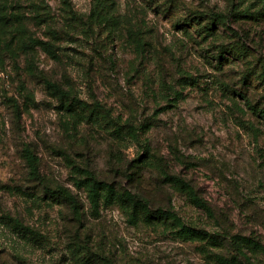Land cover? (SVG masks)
<instances>
[{
  "label": "rangeland",
  "instance_id": "obj_1",
  "mask_svg": "<svg viewBox=\"0 0 264 264\" xmlns=\"http://www.w3.org/2000/svg\"><path fill=\"white\" fill-rule=\"evenodd\" d=\"M262 112L264 0H0V264H102L87 247L108 264H264L229 242L264 245ZM124 190L181 223L135 219Z\"/></svg>",
  "mask_w": 264,
  "mask_h": 264
},
{
  "label": "trees",
  "instance_id": "obj_2",
  "mask_svg": "<svg viewBox=\"0 0 264 264\" xmlns=\"http://www.w3.org/2000/svg\"><path fill=\"white\" fill-rule=\"evenodd\" d=\"M45 83H46L47 88L52 89L53 93L57 95L59 94L61 98L67 95V91L64 90L62 87H60L58 84L54 82H50V81H46ZM111 124H113L116 127L118 132H120L124 128H127L128 126L129 127L131 126L128 123L118 124L117 122L113 120H111ZM144 158H145L144 156H140L137 158V160L139 163H144L145 162ZM26 160L30 167V171L33 177L40 179L41 177L38 171L37 158L34 157L30 152H28L26 156ZM144 165L148 166L150 164H144ZM89 175L90 176L88 177V180L92 181L94 185L102 186L108 192L115 191L112 184L105 182L103 180H99L97 177H95L91 173ZM167 178H168V182L185 189L189 193L190 199L192 200L194 204L203 208L207 213L211 212V209L207 205V203L202 198L197 196L193 188L189 185V183L184 178H182L181 176H175V175H168ZM44 190H45L46 196L66 203L72 209L75 215L80 216L81 212L79 210V207H80L79 203L75 195H73V193H71V191H69L67 188H64V187L52 188L44 184ZM118 195L122 201L131 202L133 204L132 216L135 217V219H136L137 211H140L143 220L147 222H154L156 220L171 218L174 221L181 223V219L170 210H162L160 208H157L155 210L151 209L148 205V202L137 193H131L130 191L124 190L122 192H118ZM110 196H111L110 193L106 195L107 198H110ZM95 199H96V194L93 193L92 200L94 201ZM6 219L9 220L11 223H14L15 228L20 233L22 234L29 233V235L32 234V229L29 226H24L22 223H19L18 220L10 216H6ZM183 227L185 228L184 225ZM183 233L184 234L187 233L189 235H198L201 238L213 237L211 234H208L205 231L195 232L191 230L190 228H186V230ZM219 242L221 243L222 246H224L223 244L224 242L221 238L219 239ZM229 242L231 245V249L235 251L239 256L241 255L242 247H249L252 250L264 252V245H261L258 240H255L251 237L243 236V237L236 238L235 235H232L230 236ZM84 259L92 260L94 262H99L102 264L109 263V259L105 255L99 254L93 251L92 249H90L89 247L86 248ZM236 259H237L236 255L230 258H223V257L220 258L219 257V262L221 264H234L237 262Z\"/></svg>",
  "mask_w": 264,
  "mask_h": 264
}]
</instances>
